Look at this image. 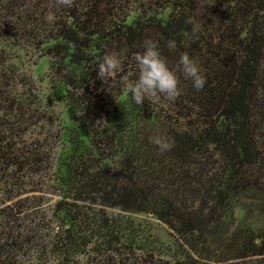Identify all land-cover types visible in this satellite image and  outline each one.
<instances>
[{
  "label": "trees",
  "instance_id": "trees-1",
  "mask_svg": "<svg viewBox=\"0 0 264 264\" xmlns=\"http://www.w3.org/2000/svg\"><path fill=\"white\" fill-rule=\"evenodd\" d=\"M146 38L173 102L121 86ZM105 53L121 70L102 82ZM0 193V264H264V0H0Z\"/></svg>",
  "mask_w": 264,
  "mask_h": 264
},
{
  "label": "clouds",
  "instance_id": "clouds-1",
  "mask_svg": "<svg viewBox=\"0 0 264 264\" xmlns=\"http://www.w3.org/2000/svg\"><path fill=\"white\" fill-rule=\"evenodd\" d=\"M63 6H71L72 0H58ZM198 28L192 27L189 33L192 39L197 38ZM169 49L176 47L175 40L167 42ZM142 51L137 52L133 59L135 61V78L121 76L120 83L130 97L134 105H141L146 99L158 101L161 96L173 102L181 94L178 87L176 71L171 69L166 58L161 54L157 43L152 39H144L141 45ZM178 68L182 75L192 82L193 88L200 90L204 87L206 78L202 73L198 61L190 57L187 52H182L178 57ZM120 60L114 54H103L96 64V76L102 82L107 77H114L120 72ZM152 143L161 152L170 150L173 142L156 136Z\"/></svg>",
  "mask_w": 264,
  "mask_h": 264
},
{
  "label": "rangeland",
  "instance_id": "rangeland-1",
  "mask_svg": "<svg viewBox=\"0 0 264 264\" xmlns=\"http://www.w3.org/2000/svg\"><path fill=\"white\" fill-rule=\"evenodd\" d=\"M31 73V72H30ZM38 74H45L46 70L45 67L40 71V72H36ZM45 86V85H44ZM48 85H46L45 87L47 88ZM46 93V97H48L49 99H51V93L48 91V89L44 90ZM49 101V100H47ZM52 104H54V102H51ZM49 193V194H48ZM1 194V193H0ZM40 196V195H39ZM42 196V195H41ZM43 201L44 204L42 205V210H45V212H48V217H51V213H52V209H53V205L54 202H56V198L53 196V194L51 193V191H48L46 193V195H43ZM134 218V222L137 224L139 222H141L140 227L146 232L149 233L150 236L164 242V238L166 236V233L164 232L165 230L163 229V227L155 222L152 218H150V215H135L133 216ZM51 220V218L49 219ZM49 225H52L51 223H49Z\"/></svg>",
  "mask_w": 264,
  "mask_h": 264
}]
</instances>
